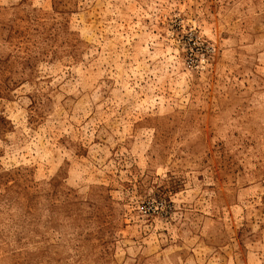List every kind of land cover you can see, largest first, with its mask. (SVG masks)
Returning a JSON list of instances; mask_svg holds the SVG:
<instances>
[{
  "label": "rangeland",
  "instance_id": "1",
  "mask_svg": "<svg viewBox=\"0 0 264 264\" xmlns=\"http://www.w3.org/2000/svg\"><path fill=\"white\" fill-rule=\"evenodd\" d=\"M0 264H264V0H0Z\"/></svg>",
  "mask_w": 264,
  "mask_h": 264
}]
</instances>
